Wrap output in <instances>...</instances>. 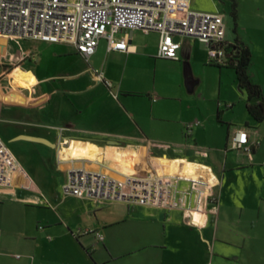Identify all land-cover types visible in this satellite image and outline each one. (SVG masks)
I'll return each instance as SVG.
<instances>
[{
	"label": "crops",
	"instance_id": "obj_1",
	"mask_svg": "<svg viewBox=\"0 0 264 264\" xmlns=\"http://www.w3.org/2000/svg\"><path fill=\"white\" fill-rule=\"evenodd\" d=\"M217 1L210 0L207 11H198L219 13ZM190 4L193 10L197 6L195 0ZM237 4L234 37L226 33V42L238 40L249 47V75L260 86L264 105V0ZM115 38L127 40V52L109 51L107 40L101 39L88 61L72 45L25 40L52 50L53 66L40 67L41 56L33 53L14 67L6 66L0 76V125H10V140L18 144L23 158L13 188L0 189V264H230L224 242L217 237L220 218L228 212L221 217L224 199L213 222V215L194 213L196 227L181 210L95 205L64 197L62 187L73 169L119 180L157 171L199 182L203 176L185 161L209 167L219 187L216 168L206 161L214 152H223L228 160L230 138L239 130L248 133L251 143L260 142L248 161L253 165L264 155V122L256 123L247 112V96L234 69L212 64L203 43L175 37L181 43L180 59L167 60L158 57L157 32L122 31ZM18 73L31 74L35 83L16 85ZM213 75L215 97L205 91L206 79ZM216 131L226 135L224 150L222 144L204 139ZM21 135L57 147L16 141ZM63 137L67 140L59 150ZM38 170L44 179L36 176ZM206 187L199 184L200 203ZM89 230L93 232L86 234ZM262 231L255 242L264 247Z\"/></svg>",
	"mask_w": 264,
	"mask_h": 264
},
{
	"label": "built area",
	"instance_id": "obj_2",
	"mask_svg": "<svg viewBox=\"0 0 264 264\" xmlns=\"http://www.w3.org/2000/svg\"><path fill=\"white\" fill-rule=\"evenodd\" d=\"M135 30L159 33L158 57L167 60L180 59L181 43L175 41L178 36L203 43L210 62L221 66L229 63L233 50L230 47L234 45L226 42L224 16L195 11L190 0H0L1 37L66 43L75 47L87 61L96 53L101 39L107 40L109 51L127 52V40L117 41L115 36L122 31ZM97 78L102 81V74L98 73ZM191 129L192 126L188 132ZM64 139L61 138L59 146ZM230 144L233 150L251 156L260 142L251 143L248 133L239 130L230 138ZM19 169L21 164L0 139V189L13 188V177ZM200 181L206 182L204 178ZM200 181L157 171L132 174L119 180L101 172L73 169L68 172L62 193L64 197L86 199L95 205L124 203L158 210H181L190 225L198 227L192 215L205 203L215 206L218 203L216 197L210 198L218 181L206 184L208 192L205 191L201 203L198 201ZM182 182L187 185L182 187ZM91 232L86 231V234ZM97 237L103 239L99 233Z\"/></svg>",
	"mask_w": 264,
	"mask_h": 264
},
{
	"label": "rangeland",
	"instance_id": "obj_3",
	"mask_svg": "<svg viewBox=\"0 0 264 264\" xmlns=\"http://www.w3.org/2000/svg\"><path fill=\"white\" fill-rule=\"evenodd\" d=\"M195 1L197 4L195 7L196 10L194 9L195 11H207L206 8L211 7L210 0ZM217 2L218 6L216 5V11L225 18L227 37L233 38L235 26L234 19L231 16V3L226 0H218ZM52 52V50L47 48V46L41 45V43L22 41L10 37H0V76L4 74L6 66L14 67L17 60L24 59V57H28L33 53H38L41 56L40 67H51L54 63L53 59H55V56H51L54 54ZM216 81L215 75L209 76L206 79L205 91L212 97L218 94ZM9 86L11 87V85ZM239 111L240 108L237 106L235 112L239 114ZM0 133L1 137L10 147L9 149L12 154L22 165L23 158L20 156L21 149L16 142H11L10 140V125H0ZM216 138L217 141L215 140ZM204 139L210 141L213 145H215L214 141L222 144V150H224L226 144L225 133L218 131H216V133L210 132L204 136ZM214 155L215 157L213 159L211 158L206 162L216 168L215 171L222 181L219 187L212 189L210 192V198L216 197L218 199V206L216 203V206L212 205L210 207L208 203H206L198 212H206L211 216L213 215V218H211L213 222L217 214V208L219 210L221 205V199H224V201L226 200L227 206L222 208L223 212L221 217H223L226 211L228 212L224 218H220L221 221L219 224V217L216 222L220 227L217 237L219 241L222 240L224 242V245H222L228 263L235 264L239 261L240 264H264V247L258 246L255 242V239L258 237H263L262 230H264V155H260L259 160L261 161H257L253 165L248 161V155L241 151H229L228 160H225V154L223 152H214ZM185 162L198 169L199 175L203 176L202 178L206 180L204 183L207 185L217 183L214 175L206 172L207 168L204 167V165H198L188 161ZM238 164H245V166L237 169V166L234 165ZM29 165L31 167L33 162L29 163ZM38 171L39 172H35L36 176H38L39 180L40 178L44 179L45 175L42 171ZM46 183L47 182H43L42 186L47 189L48 183ZM182 186H184V184H182ZM207 192L208 191H206V193ZM20 198L21 196L18 195L17 199ZM73 204L74 202H71L69 205ZM217 224L216 229L218 228ZM256 224L257 226H255ZM258 226L261 228L259 227V229ZM217 247L220 246L218 245ZM215 254L218 253L215 252Z\"/></svg>",
	"mask_w": 264,
	"mask_h": 264
},
{
	"label": "trees",
	"instance_id": "obj_4",
	"mask_svg": "<svg viewBox=\"0 0 264 264\" xmlns=\"http://www.w3.org/2000/svg\"><path fill=\"white\" fill-rule=\"evenodd\" d=\"M231 3V16L234 22L237 20V0H228ZM231 57L226 66L216 65L219 68L234 69L239 88L247 96V112L256 123L264 122L263 95L259 85L255 84L249 75L252 54L248 46L240 41L230 47Z\"/></svg>",
	"mask_w": 264,
	"mask_h": 264
},
{
	"label": "bare ground",
	"instance_id": "obj_5",
	"mask_svg": "<svg viewBox=\"0 0 264 264\" xmlns=\"http://www.w3.org/2000/svg\"><path fill=\"white\" fill-rule=\"evenodd\" d=\"M14 83L16 85H19V86H23V87H30L32 84L35 83V78L31 75V74H21V73H18L15 75L14 77ZM67 139H64V141L60 144L59 146V150H61L63 148V143L66 141ZM61 153V151H60Z\"/></svg>",
	"mask_w": 264,
	"mask_h": 264
},
{
	"label": "water",
	"instance_id": "obj_6",
	"mask_svg": "<svg viewBox=\"0 0 264 264\" xmlns=\"http://www.w3.org/2000/svg\"><path fill=\"white\" fill-rule=\"evenodd\" d=\"M189 76H190V71H189ZM15 140L16 141L22 140V141H28V142H33V143H39V144H43V145H46L48 147H51L53 149H55L57 147V145L51 143L50 141L43 139V138H38V137L21 135V136L17 137Z\"/></svg>",
	"mask_w": 264,
	"mask_h": 264
}]
</instances>
